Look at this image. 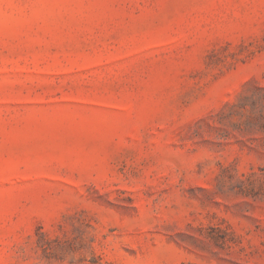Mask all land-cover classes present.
<instances>
[{
    "label": "rangeland",
    "instance_id": "obj_1",
    "mask_svg": "<svg viewBox=\"0 0 264 264\" xmlns=\"http://www.w3.org/2000/svg\"><path fill=\"white\" fill-rule=\"evenodd\" d=\"M0 264H264V0H0Z\"/></svg>",
    "mask_w": 264,
    "mask_h": 264
}]
</instances>
